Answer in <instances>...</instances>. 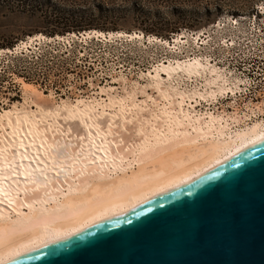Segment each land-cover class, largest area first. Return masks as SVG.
I'll return each mask as SVG.
<instances>
[{
  "label": "bare ground",
  "instance_id": "6f19581e",
  "mask_svg": "<svg viewBox=\"0 0 264 264\" xmlns=\"http://www.w3.org/2000/svg\"><path fill=\"white\" fill-rule=\"evenodd\" d=\"M76 35L68 38L143 39ZM41 40L52 41L28 37L0 52ZM225 74L207 58L168 61L147 74L141 99L133 91L118 95L121 76L113 87L53 108L49 95L20 82L23 104L0 113V264L127 214L263 142L257 105L243 118L237 105L228 113L209 109L226 95L235 102ZM182 80L199 85L187 91ZM203 103L207 109L197 110Z\"/></svg>",
  "mask_w": 264,
  "mask_h": 264
},
{
  "label": "rangeland",
  "instance_id": "374dc122",
  "mask_svg": "<svg viewBox=\"0 0 264 264\" xmlns=\"http://www.w3.org/2000/svg\"><path fill=\"white\" fill-rule=\"evenodd\" d=\"M219 1L240 6L247 0H0V46L13 44L15 47L34 35L49 38L44 33L52 31L48 26L52 11L85 12L84 24L107 30L84 32L90 35L143 38L78 40L66 34L60 36L65 39L53 37L52 41L32 42L11 54L0 52V113L23 104L20 82L49 95L52 108L61 100L73 102L89 97L99 88L113 87L111 83L121 76L126 84L116 85L118 95L133 91L141 99L139 87L146 85L148 73H153L162 63L187 61L193 57L207 58L221 68L231 82L235 74L231 73L230 66H237L236 60L242 61L249 53H264V0L251 13L234 16L222 10L218 13L215 3ZM186 12L194 14L199 26L180 30L183 41H172V37L177 36L172 34L160 39L168 41L169 45L164 46L147 42V37H143L152 36L142 30L151 22L155 23L157 17L164 20L161 24H173L183 19ZM230 54H235L236 63ZM188 82L180 81V87L189 91L199 85ZM204 109L207 107L203 103L197 110ZM209 109L228 113L219 101Z\"/></svg>",
  "mask_w": 264,
  "mask_h": 264
},
{
  "label": "water",
  "instance_id": "95a60500",
  "mask_svg": "<svg viewBox=\"0 0 264 264\" xmlns=\"http://www.w3.org/2000/svg\"><path fill=\"white\" fill-rule=\"evenodd\" d=\"M7 264H264V141L127 214Z\"/></svg>",
  "mask_w": 264,
  "mask_h": 264
},
{
  "label": "trees",
  "instance_id": "16d2710c",
  "mask_svg": "<svg viewBox=\"0 0 264 264\" xmlns=\"http://www.w3.org/2000/svg\"><path fill=\"white\" fill-rule=\"evenodd\" d=\"M261 2L262 0H247L239 6L235 4H228V5L225 3L221 4V2L219 1L215 3V9L217 10L218 13H220L222 10V11H227V14H232L234 16L236 14H240V13L243 14L252 11L253 8L256 7ZM84 16H85V12H78V13L66 12L62 14V12L60 13L58 11H52L51 15L48 18V26L52 28V31L44 33V35L49 38H46L44 36L43 37L46 39H53V37L56 38L60 36H65L66 34H68V36H70V34L77 36L76 35L77 33L81 34L82 32H88L90 30L91 31L98 30L100 31V33L107 31L104 28H97L96 26L84 24V18H85ZM182 16H184L183 19H178V21L173 22V24H169L166 22L161 24L164 20L160 17H157L156 18L157 21L155 23L151 22V25L148 26V28L142 30L144 34L152 35V36H143V37L154 36L153 38L160 40V39L168 38L172 34H178L179 31L182 29L193 30L198 28L199 24L196 22L197 19L195 18L193 13L186 12ZM147 19L149 21L151 20L149 18ZM34 36H38V35H34ZM0 49L2 51L13 50L14 45L10 44L8 46H0Z\"/></svg>",
  "mask_w": 264,
  "mask_h": 264
},
{
  "label": "built area",
  "instance_id": "2783aa9c",
  "mask_svg": "<svg viewBox=\"0 0 264 264\" xmlns=\"http://www.w3.org/2000/svg\"><path fill=\"white\" fill-rule=\"evenodd\" d=\"M230 57L235 58V54H230ZM242 61L236 60L237 66H230L232 74L231 88L235 90V102L229 101L232 106L228 105L227 101L230 97H221V102L228 112H231L233 105L240 108L241 115L248 113L249 109H254L257 105V112L264 111V53H249ZM234 62V63H236ZM237 82V83H236ZM226 103V104H224ZM221 107V106H219ZM231 107V108H230ZM248 107V108H246ZM256 111V110H255ZM259 118H262L260 116Z\"/></svg>",
  "mask_w": 264,
  "mask_h": 264
}]
</instances>
